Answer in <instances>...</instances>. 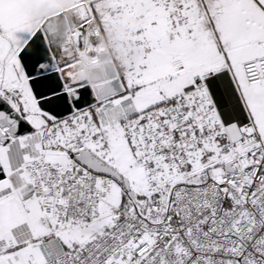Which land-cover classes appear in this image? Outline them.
Segmentation results:
<instances>
[{"label":"snow or ice","instance_id":"1","mask_svg":"<svg viewBox=\"0 0 264 264\" xmlns=\"http://www.w3.org/2000/svg\"><path fill=\"white\" fill-rule=\"evenodd\" d=\"M0 264H264V0H0Z\"/></svg>","mask_w":264,"mask_h":264}]
</instances>
